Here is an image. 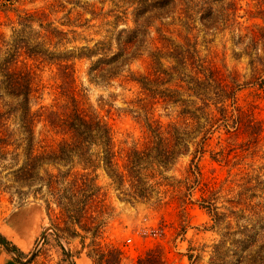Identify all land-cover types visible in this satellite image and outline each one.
Returning a JSON list of instances; mask_svg holds the SVG:
<instances>
[{"label": "trees", "instance_id": "16d2710c", "mask_svg": "<svg viewBox=\"0 0 264 264\" xmlns=\"http://www.w3.org/2000/svg\"><path fill=\"white\" fill-rule=\"evenodd\" d=\"M22 1L34 2L0 0V27L2 17L12 23L11 13L17 15L18 26L12 29L9 42L3 40L0 32V161L11 157L14 162L19 158L17 147H10L13 138L21 136L25 143L21 152L24 160L14 172V180L27 186L36 182L44 189L47 204H55L63 225L91 235L98 234L104 226L106 194L98 184V172L106 177L119 200L142 203L160 194L162 187L171 188L174 180L165 174L179 158L190 155L185 192L179 194L181 203H186L191 202L196 182L190 181V176L199 172L194 161L207 152L213 135H218V151L210 156L214 162H229L225 152L234 145V138L247 136L245 147L260 140L259 127L250 120L249 113L237 106L236 93L248 84L264 93V26L253 25L241 38V42H246L243 56L250 58L248 66L254 81L238 84L237 75L225 74L203 61L190 44L183 53L166 37L168 24L161 20L174 15L177 18L182 11L195 14L194 9L202 0H118L125 8L114 16L112 36L91 48L63 53L57 47L73 42L67 39L72 32L53 27L43 10L20 12L14 6L24 5ZM129 8L134 27L117 31L121 22L127 25ZM156 22L160 23L154 28L157 37L147 41V31ZM68 24L66 21L64 25ZM147 47L149 61L144 72L131 71V65L142 60ZM163 52L172 63L169 68H163ZM81 61L90 63L87 74L93 83L107 85L115 81L139 89L136 106L142 114L133 116L140 128L137 137L127 132L117 139L111 125L84 101L75 84L74 62ZM45 66L55 69L60 101L32 111L33 101L38 100L44 88L36 71ZM155 105L178 109V120L162 123L155 119ZM12 118L16 119L18 133L9 130ZM37 126H41L39 141L35 135ZM43 166L52 171H44L39 177ZM201 203L212 208L209 214L214 228L221 232L220 240L212 245L209 264H264V198L236 217L254 218V225H240L232 232L230 222L223 224L216 208L204 196ZM57 226L55 229L61 232ZM13 252L18 253L16 249ZM193 259V255L188 256L191 264ZM139 262L155 261L147 254Z\"/></svg>", "mask_w": 264, "mask_h": 264}, {"label": "rangeland", "instance_id": "374dc122", "mask_svg": "<svg viewBox=\"0 0 264 264\" xmlns=\"http://www.w3.org/2000/svg\"><path fill=\"white\" fill-rule=\"evenodd\" d=\"M21 4L24 5L14 7L20 12L43 10L53 27L72 32L67 39L73 42L57 47L61 53L91 48L95 43L107 40L115 33L112 29L114 16L125 8L118 0H34ZM194 10L195 14L182 11L177 18L174 15L161 20L168 24L166 37L169 41L183 53L190 44L191 50H196L203 61L225 74L237 75L238 84L253 83L254 75L248 66L250 58L243 56L246 42H241V38L253 25L264 26V3L259 0H202ZM109 11L108 16L104 15ZM130 12L131 8L128 9L127 25L121 22L117 31L134 27ZM9 16L12 23L4 17L1 19L0 32L5 42L11 40L12 29L18 28L17 15L11 13ZM66 21L70 23L68 27L64 25ZM159 24L154 23L147 31V41L157 37L154 28ZM149 51V47L145 48L142 60L134 62L131 71L144 72ZM160 57L163 68H169L172 63L164 52ZM74 68L77 90L84 95V101L111 125L117 139L127 132L137 137L140 128L133 116L142 112L136 106L139 89L115 81L107 85L91 82L87 61L74 62ZM54 73L55 69L48 66L36 71L44 88L38 100L33 101L32 111L40 105L60 101ZM236 104L249 113L250 120L259 127L260 140L245 147L247 136L234 138L235 143H231L234 145L225 152L229 162H214L210 156L218 151V135H213L207 152L194 161L199 172L190 176V181L196 179L190 198L192 204L179 200L185 192L190 155L179 158L165 174L174 180L173 186L162 187L160 194L142 203L119 200L106 177L98 172V184L106 194V209L104 226L96 235L63 225L59 210L53 202L47 204L45 190L36 182L27 186L14 180L13 174L24 160L21 152L25 146L21 136H15L10 149L17 147L19 158L14 162L11 157L0 161V239H5L9 244L6 245L12 250L17 249L18 253H9L0 244V264H141L139 261L147 254L155 261L153 264H191L189 255L194 256L193 264H209L212 245L220 240L221 232L214 228L209 214L212 208L203 205L201 197L216 208L223 224L230 222L231 232L240 225H254V218L242 216L236 220V217H241L244 208L262 203L264 198V93L256 86L245 85L236 93ZM177 112L178 109L172 106H153V117L162 123L178 120ZM15 120L12 118L8 126L9 130L18 133ZM39 132L41 126L35 129L36 141L41 138ZM44 171H52V168H40L39 177ZM157 198L162 201L157 202ZM57 224L61 232L55 229Z\"/></svg>", "mask_w": 264, "mask_h": 264}, {"label": "water", "instance_id": "95a60500", "mask_svg": "<svg viewBox=\"0 0 264 264\" xmlns=\"http://www.w3.org/2000/svg\"><path fill=\"white\" fill-rule=\"evenodd\" d=\"M0 244L3 246V248L9 252V253H13L12 250L0 239Z\"/></svg>", "mask_w": 264, "mask_h": 264}, {"label": "crops", "instance_id": "0c3cea01", "mask_svg": "<svg viewBox=\"0 0 264 264\" xmlns=\"http://www.w3.org/2000/svg\"><path fill=\"white\" fill-rule=\"evenodd\" d=\"M35 211H36L37 213H39V209L35 208ZM1 240H2V239H1ZM3 240L6 242V243L4 242L5 244L9 245L5 239H3ZM11 250H12V249H11ZM16 250H17V249H16ZM12 251H13V250H12ZM17 251H18V250H17Z\"/></svg>", "mask_w": 264, "mask_h": 264}]
</instances>
